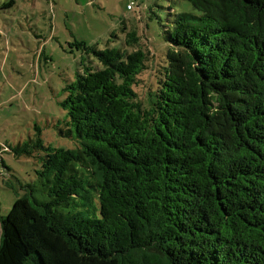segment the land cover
Returning a JSON list of instances; mask_svg holds the SVG:
<instances>
[{"label": "trees", "instance_id": "1", "mask_svg": "<svg viewBox=\"0 0 264 264\" xmlns=\"http://www.w3.org/2000/svg\"><path fill=\"white\" fill-rule=\"evenodd\" d=\"M186 1L163 65L135 30L73 45L96 61L65 88L80 145L14 149L45 154L0 264H264V0Z\"/></svg>", "mask_w": 264, "mask_h": 264}, {"label": "rangeland", "instance_id": "2", "mask_svg": "<svg viewBox=\"0 0 264 264\" xmlns=\"http://www.w3.org/2000/svg\"><path fill=\"white\" fill-rule=\"evenodd\" d=\"M182 12L199 13L186 0H0V243L1 218L12 210L15 191L37 178L45 154L37 149L34 156H18L14 149L34 145L39 136L54 148L80 145L62 105L65 88L96 61L73 45L125 49L127 34L135 30L163 65L164 28Z\"/></svg>", "mask_w": 264, "mask_h": 264}, {"label": "built area", "instance_id": "3", "mask_svg": "<svg viewBox=\"0 0 264 264\" xmlns=\"http://www.w3.org/2000/svg\"><path fill=\"white\" fill-rule=\"evenodd\" d=\"M131 2H133V0H131ZM133 5H134V3L129 4L128 5V10H132L133 9Z\"/></svg>", "mask_w": 264, "mask_h": 264}, {"label": "crops", "instance_id": "4", "mask_svg": "<svg viewBox=\"0 0 264 264\" xmlns=\"http://www.w3.org/2000/svg\"><path fill=\"white\" fill-rule=\"evenodd\" d=\"M3 162V164H5V162L4 161H2Z\"/></svg>", "mask_w": 264, "mask_h": 264}]
</instances>
